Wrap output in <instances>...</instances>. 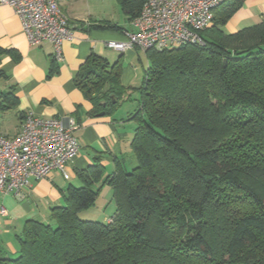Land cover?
I'll list each match as a JSON object with an SVG mask.
<instances>
[{
  "label": "trees",
  "instance_id": "16d2710c",
  "mask_svg": "<svg viewBox=\"0 0 264 264\" xmlns=\"http://www.w3.org/2000/svg\"><path fill=\"white\" fill-rule=\"evenodd\" d=\"M245 1L223 0L198 32L202 44L144 52L127 117L136 166L115 158L108 173L95 159L45 221L24 223L17 256L0 264H264V20L224 30ZM144 2L116 0L129 21ZM120 73L119 59L94 54L79 67L73 82L90 115L114 112ZM104 186L114 214L82 220Z\"/></svg>",
  "mask_w": 264,
  "mask_h": 264
},
{
  "label": "crops",
  "instance_id": "0c3cea01",
  "mask_svg": "<svg viewBox=\"0 0 264 264\" xmlns=\"http://www.w3.org/2000/svg\"><path fill=\"white\" fill-rule=\"evenodd\" d=\"M97 1L63 0L60 3L61 11L69 19L71 32V38L62 44L60 61L52 58L51 44L30 45L13 9L0 5V52H11L0 54V97L5 96L4 105L0 108V132L6 137H14L28 114L60 118L66 124L69 121L75 123L79 147L68 166V179L53 171L45 179L32 181L31 188H22L23 199L0 193V207L6 211L0 214V259L17 256V236L22 232L24 223L30 219L45 221L49 209L61 201L73 182H78L77 172L92 165L95 159H100V164L111 173L114 159L123 157L120 142L126 137L125 118L113 116V113L102 117L90 115L92 104L73 82L79 67L94 54L109 63L119 59L120 85L124 89L121 99L124 100V94H133L141 84L139 81L134 85L136 72L125 65L135 56L140 58L141 50L135 48L120 54L105 46L107 41L123 40L125 32L133 31L132 21L120 8L121 13H116L117 19L112 14H106L95 4ZM255 20L258 21L253 22ZM263 20L264 0H246L224 30L234 33ZM102 22H109L120 30L95 28Z\"/></svg>",
  "mask_w": 264,
  "mask_h": 264
},
{
  "label": "built area",
  "instance_id": "2783aa9c",
  "mask_svg": "<svg viewBox=\"0 0 264 264\" xmlns=\"http://www.w3.org/2000/svg\"><path fill=\"white\" fill-rule=\"evenodd\" d=\"M63 0H0L10 6L21 21L30 45L49 43L52 58L62 60V44L71 38L69 19L61 11ZM223 0H145L133 31L124 39L107 41L105 46L117 53L139 49L163 50L185 43L202 44L198 34L210 25L213 11ZM73 121L42 118L28 114L14 137L0 132V193L23 199L22 188L32 181L47 178L56 171L69 178L68 166L78 153ZM32 180V181H31ZM0 207V214H5Z\"/></svg>",
  "mask_w": 264,
  "mask_h": 264
},
{
  "label": "rangeland",
  "instance_id": "374dc122",
  "mask_svg": "<svg viewBox=\"0 0 264 264\" xmlns=\"http://www.w3.org/2000/svg\"><path fill=\"white\" fill-rule=\"evenodd\" d=\"M95 4L100 8L101 11H104L106 14H112L113 16H115V19H117V11L121 13V11H119V7L116 4V0H99L95 2ZM92 5H94V3ZM257 21L258 20H255L253 22ZM139 53L140 58H136L135 56L132 61H128L125 64L136 72V76L133 79V81L135 82L134 85L138 84V82L142 80V71L143 68H145L147 65L145 54L143 53V51H140ZM129 97L131 99H128ZM137 98L138 94L136 91H134L133 94H124V100L121 99L119 101L118 105L116 106V109L113 112V116H116L118 118L123 116V118H125L123 124L125 126L124 131L126 132V137L122 140V142H120V146H122L123 152V168L126 171H130L136 166L135 158L130 150V141L133 136L135 124L133 121H127V117L137 108ZM73 183V186H80L79 183L76 181ZM62 203L63 199H61V201L55 204L54 206L61 205ZM114 212L115 205L112 199V190L109 187L104 186L99 192L98 198L96 199L94 206H91L87 210L82 211L79 217L82 220L98 221L105 223L109 219V217L114 214Z\"/></svg>",
  "mask_w": 264,
  "mask_h": 264
},
{
  "label": "water",
  "instance_id": "95a60500",
  "mask_svg": "<svg viewBox=\"0 0 264 264\" xmlns=\"http://www.w3.org/2000/svg\"><path fill=\"white\" fill-rule=\"evenodd\" d=\"M113 100H112V103H116L117 102V98L116 97H111ZM103 106H105V104H103ZM97 117H102L104 116V113L103 112H100L96 115Z\"/></svg>",
  "mask_w": 264,
  "mask_h": 264
}]
</instances>
